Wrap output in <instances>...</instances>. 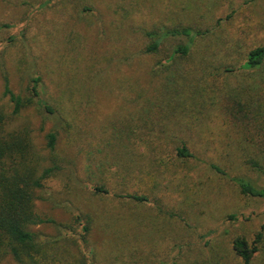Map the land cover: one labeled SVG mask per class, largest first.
Segmentation results:
<instances>
[{
  "label": "rangeland",
  "instance_id": "rangeland-1",
  "mask_svg": "<svg viewBox=\"0 0 264 264\" xmlns=\"http://www.w3.org/2000/svg\"><path fill=\"white\" fill-rule=\"evenodd\" d=\"M44 1L0 0V112L8 115L12 111L9 97L4 95L5 83L13 93L29 97L32 78L36 76H40L44 98L55 110L54 115L45 113L34 99L12 117L13 127L29 131L35 152L43 158L42 166L53 165L57 158L62 162V170L46 182L44 189L36 191V212L52 222L31 229L41 239H71V230L80 236L81 225L75 217H90L92 228L87 244L62 243L69 250L65 255L68 263L64 264H213L212 256L222 248L227 251L232 235L251 237L264 223V198L240 194L233 182L209 169L208 163L213 161L231 174L239 171L237 162L224 155L229 131L211 116L207 122L209 134L204 127L199 128V135L216 147H205L204 143L197 146L198 152L207 153L201 157L203 162L188 160L186 166L178 164L173 159L177 138L162 147L158 158L165 165L158 166L157 171L143 160L137 162V169L142 170L139 180L134 179L126 189L147 194L150 201L136 205L128 200V210L133 215L128 217L125 228L118 225L125 207L112 196L122 190L115 188L112 179L117 169L116 150L104 148L96 152V148H103L101 140L110 134L105 127L115 119H130L151 133L152 126L155 130L166 125L170 134L178 136L174 120L184 115L181 107L173 114L168 109L167 120L164 116L168 115L157 113L166 107L164 101L160 102L167 76L162 64L177 40L166 41L159 53H144L147 31L179 24L209 29V33L197 38L193 57L182 62L183 70H190L186 72V81H192L190 91L198 90L205 83L200 79L198 84L197 79L206 72L194 70L198 53L210 50L205 56L211 64L219 60L232 62L246 50V44L264 41V0L250 4H246L247 0H229L217 9L212 6L213 0H196L190 15H185L180 4L164 0L157 4L149 0H89L93 14L73 9L75 0H47L43 5ZM234 9L233 16L227 18ZM217 20L222 21L217 24ZM227 39L237 44L233 59L225 56L221 46ZM210 93L207 87L203 104ZM215 99L223 100L221 96ZM146 108L156 116L140 120L138 113ZM49 132L56 133L53 150L47 147ZM187 133L192 135V149L193 131ZM153 143L160 151V140ZM92 150L95 160L90 164ZM131 150L149 155L140 140L128 145ZM100 161L105 162L101 174L96 172ZM244 173L258 186H264L263 177ZM97 180L113 191L93 193ZM228 214L237 216L230 220ZM68 225L71 230L63 229ZM208 238L211 239L207 241ZM217 256L219 264H235L225 253ZM1 264L17 263L5 258Z\"/></svg>",
  "mask_w": 264,
  "mask_h": 264
},
{
  "label": "trees",
  "instance_id": "trees-1",
  "mask_svg": "<svg viewBox=\"0 0 264 264\" xmlns=\"http://www.w3.org/2000/svg\"><path fill=\"white\" fill-rule=\"evenodd\" d=\"M149 1L157 4L163 0ZM164 1L180 4L185 15H190L196 6V0ZM226 1L229 0H213L212 6L217 9ZM253 1L247 0L246 4ZM44 2L43 5H46L47 0ZM199 3H204V0H200ZM72 5L73 9L82 14H93L94 12L89 0H75ZM235 11L236 9L231 11L227 18H231ZM124 14L126 15L127 12L125 11ZM221 21L217 20L216 23L220 24ZM207 33H209L208 28L202 29L200 26L196 27L191 24H179L172 28L163 26L158 30L154 29L145 33L148 42L143 44L142 52L144 53H159L161 46L166 41L173 39L176 42L177 40L170 51L165 54L166 62L162 64L167 76L162 85L164 88L163 99L160 102L164 101L166 107L162 106L157 110V113L168 115L169 111L167 110L172 109L173 114L176 109L179 110L181 107L180 112L184 115H177L176 120H174L177 129H179H175L176 132H179H175L178 136L170 134L165 129L166 125L156 128L157 131L154 130L155 126H152L150 128L152 129L151 133L149 132L151 130L132 123L130 119L109 120L107 127H105L106 130H110V134L101 140L103 148L97 147L96 152H102L104 148L116 150L114 159L117 169L113 171L112 179L116 184L115 188L119 186L122 190L111 194L122 202L121 207L126 208H123L124 211L120 217L117 216L118 221H120L118 225L122 228L128 227V217L133 215L128 210V200L136 205H144L150 201L147 194L130 193L126 189V186L134 179L139 180L138 174L142 170L141 168L137 169V162L143 160L147 164L149 163L153 170L157 171L158 166L165 165L164 160L158 158L162 147H166L172 139L176 138L178 144L173 149V159L178 164L186 166L188 160L203 162L201 157L206 152L204 151L203 154L198 152L197 146L204 143V145L207 144L205 147H216L214 142H211L212 146H210L199 135V128L204 127L209 134L207 122L211 119L210 116L229 131L227 132L228 142L224 141L225 144L223 142L228 147L225 148L224 155L226 158L234 159L233 161L237 162L239 171L231 174L213 161L208 163L209 169L233 182L240 194L250 198H264V186H258L244 173V171L251 172L264 178V41H251V44L248 45L244 40L247 45L246 50L237 55L238 57L232 62L219 60L218 64H211L205 56L210 50L198 53L193 66L194 70L199 68V70L206 71L201 73V78L197 79L198 84L200 79H203L205 87L198 90L193 88L190 91L192 81H186V72L190 70H183L182 62L193 57L197 38ZM235 43L238 42L235 41ZM221 44L225 50V56H231L233 59L237 44L229 43L228 39ZM193 86L195 87V85ZM207 87L211 88V93L207 95V103L203 104L202 101H205L203 92ZM30 90L31 96L22 97L13 93L7 83L4 86V95L9 97L12 103V111L8 115L0 112V264L5 258H11L17 264H64V262L68 263L65 255L69 253V250L62 243L87 244L92 220L87 214L75 217V221L81 225L80 236L71 230V225L63 227V229L71 230V235H74L71 239L63 236L52 240L41 239V235L31 229L34 225L52 222L50 218H44L36 212L35 200L39 198L36 191L44 189L46 182L62 170V162L60 158H57L54 159L53 165L42 166L43 158L35 152L29 131L26 128L12 126V117L18 115L20 110L32 103L34 99L45 113L55 114L53 106L43 96L44 89L40 76L32 78ZM218 96L219 98L221 96L223 100H216L215 98ZM169 106H173V108ZM150 110V108H146L139 112L140 120L148 118L150 115L156 116L151 114ZM164 117L166 120L170 118L169 115ZM143 123L145 122L143 121ZM192 131L194 137L193 148L191 149L189 143L192 135L187 132L191 133ZM46 138L47 147L53 150L56 133L49 132ZM155 139L160 140V151L156 150L155 145L157 143H153ZM136 140L144 143L149 154L148 157L137 154L133 150L128 151V145H133ZM231 143L233 144L231 145ZM90 155L92 162L90 164H93L95 160L93 150ZM132 156H137V159ZM104 165L105 162L100 161L99 165H96L98 169L96 172L100 174L104 172ZM90 173L93 177V170ZM92 190L98 195L113 191L111 189L110 191L109 187L104 185L101 180L94 181ZM45 198L41 196V199ZM236 216L237 214H228V219L234 220ZM210 239L208 238L207 241ZM219 253H225L231 260H235V264H264V223L258 230L254 231L251 237L243 233L232 235L227 251L222 248ZM219 253L215 252L212 256L213 264H219L220 256H217Z\"/></svg>",
  "mask_w": 264,
  "mask_h": 264
}]
</instances>
